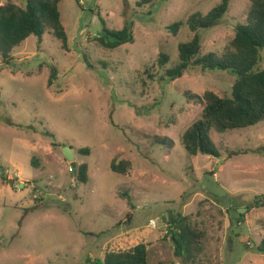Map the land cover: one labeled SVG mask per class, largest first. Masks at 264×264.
I'll use <instances>...</instances> for the list:
<instances>
[{
	"label": "rangeland",
	"instance_id": "374dc122",
	"mask_svg": "<svg viewBox=\"0 0 264 264\" xmlns=\"http://www.w3.org/2000/svg\"><path fill=\"white\" fill-rule=\"evenodd\" d=\"M136 1L62 0L68 50L46 31L41 44L32 35L14 48L10 64L0 54V264H90L140 243L151 264H264L255 250L264 234V207L256 204L264 197V121L213 129L218 156H190L180 139L204 101L185 93L231 96L236 74L165 76L179 63V44L194 36L188 17L222 0ZM250 6L230 0L220 22L200 30L202 54L222 56ZM126 21L134 24V43L114 50L97 44L104 22L120 30ZM176 21L184 25L174 36L167 27ZM161 53L169 56L164 66ZM261 54L259 66L264 48ZM52 65L58 80L48 87ZM156 137L174 144L157 146ZM65 146L76 153L75 170ZM114 159L132 166L120 174L110 167ZM85 162L84 184L75 175ZM173 213L205 233L191 261L176 256L164 217Z\"/></svg>",
	"mask_w": 264,
	"mask_h": 264
},
{
	"label": "trees",
	"instance_id": "16d2710c",
	"mask_svg": "<svg viewBox=\"0 0 264 264\" xmlns=\"http://www.w3.org/2000/svg\"><path fill=\"white\" fill-rule=\"evenodd\" d=\"M62 0H25L18 4L12 0L0 1V54L3 62L10 64L14 57L11 54L14 48L20 46L26 39L34 35L41 44L46 31L62 43V48L69 49V38L62 22L60 3ZM158 0H137V5H154ZM230 9V0H222L206 14L192 13L186 24L194 33L191 40L180 43L179 63L167 69L166 78L175 80L184 75L188 70L216 71L231 70L236 74L231 96H220L212 90H207L203 96L185 93L191 99L204 101V108L197 119L181 136L180 142L190 156L203 154L218 156V151L212 139V130L223 133L237 129L248 128L264 121V64L262 49L264 48V0H251L248 16L243 23L235 28V35L226 47L222 56L213 52L202 54V35L200 30L209 29L217 25ZM184 25L176 21L167 29L176 36ZM97 44L107 50H114L126 43H134V24L126 21L120 30L110 29L105 25L102 32L96 35ZM88 66L87 55L84 56ZM169 62V56L161 53L158 63L164 66ZM58 80V68L50 66L48 87H52ZM49 136H54L49 131ZM157 146L172 147L174 140L169 137H156ZM84 155H89V148L79 150ZM132 166L130 161L111 162V169L120 174L127 173ZM2 170V169H1ZM76 180L87 183L90 179L89 164L82 163L78 166ZM4 179L6 177L3 176ZM119 196L132 204V196L128 192H120ZM264 207V197L256 202ZM176 249V256L191 261L203 251L204 231L194 228L187 217L181 214L164 216ZM257 252L264 253V234ZM90 264H151L148 257V246L140 243L127 250L107 251L103 260L99 259Z\"/></svg>",
	"mask_w": 264,
	"mask_h": 264
},
{
	"label": "water",
	"instance_id": "95a60500",
	"mask_svg": "<svg viewBox=\"0 0 264 264\" xmlns=\"http://www.w3.org/2000/svg\"><path fill=\"white\" fill-rule=\"evenodd\" d=\"M63 152L66 158L71 162L72 168L75 170V168L77 167V161H76V153L74 149L70 146H65L63 148ZM13 182H14V179L9 180V183H13ZM20 186H24V183H21Z\"/></svg>",
	"mask_w": 264,
	"mask_h": 264
},
{
	"label": "built area",
	"instance_id": "2783aa9c",
	"mask_svg": "<svg viewBox=\"0 0 264 264\" xmlns=\"http://www.w3.org/2000/svg\"><path fill=\"white\" fill-rule=\"evenodd\" d=\"M154 224H156V223L154 222Z\"/></svg>",
	"mask_w": 264,
	"mask_h": 264
}]
</instances>
